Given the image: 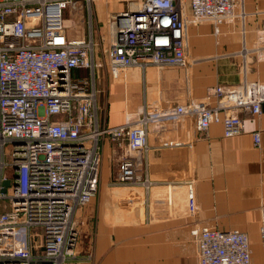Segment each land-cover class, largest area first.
<instances>
[{"label":"built area","instance_id":"2783aa9c","mask_svg":"<svg viewBox=\"0 0 264 264\" xmlns=\"http://www.w3.org/2000/svg\"><path fill=\"white\" fill-rule=\"evenodd\" d=\"M239 0H141L111 15L103 43L93 31V0H0V264H64L75 256L80 233L76 212L98 194L103 142L120 148L117 182L154 183L147 155L156 146H181L168 132L193 118L200 134L222 122L224 136L243 132L241 110L263 113L264 82L244 81L209 90L216 105L190 101L147 105L111 126L101 118L95 73L107 69L120 79L133 67H187V28L209 21L215 33L232 21ZM87 11L89 36L73 37L67 10ZM108 43L106 45L105 43ZM264 56V28L254 47L240 54ZM75 69L88 73L75 78ZM254 141L261 143L260 132ZM6 181L10 182L5 186ZM6 188V191L3 189ZM186 212L198 211L194 182L186 184ZM172 204V193L169 192ZM264 252V203L260 208ZM197 259L192 264H253L249 236L241 230L192 229Z\"/></svg>","mask_w":264,"mask_h":264},{"label":"crops","instance_id":"0c3cea01","mask_svg":"<svg viewBox=\"0 0 264 264\" xmlns=\"http://www.w3.org/2000/svg\"><path fill=\"white\" fill-rule=\"evenodd\" d=\"M140 1L93 0L94 19L111 18ZM78 5L67 12H80L84 7ZM235 12H244L245 17L238 15L224 23L219 33L209 21L188 26L191 61L187 67H133L118 80L107 69L98 68L95 79L101 118L108 125H120L146 103L166 107L195 100L216 105L217 98L209 97L213 87L264 82V56L251 52L243 58L240 54L244 46H255L258 32L264 28V0H239ZM67 20L68 26L73 23L66 16ZM73 75L88 77L80 69ZM262 108L259 115L241 110L243 132L235 137L224 136L222 122L200 134L191 117L167 134L170 140H184L181 146L158 147L150 136L147 175L154 183L148 189L117 182L120 148L107 137L98 194L76 212L79 244L75 256L64 264H192L197 259L192 229L200 226L246 232L252 263L264 264L260 235L264 103ZM255 132L261 134L259 146ZM189 181L196 188L198 211L194 215L186 212Z\"/></svg>","mask_w":264,"mask_h":264},{"label":"rangeland","instance_id":"374dc122","mask_svg":"<svg viewBox=\"0 0 264 264\" xmlns=\"http://www.w3.org/2000/svg\"><path fill=\"white\" fill-rule=\"evenodd\" d=\"M180 2L182 3L181 5L186 10L188 8V5H189V0H180ZM131 7H132V5H131ZM93 9H94V5H93ZM66 16L70 17L71 20L73 21V23L71 25H69V33L71 34V36L77 37V38L89 36L90 27H89V24L87 23V13L85 12L84 8L82 10H80V12H78V13L67 12ZM106 17L107 18H105L104 20H99V21L96 20L95 21V19H94V21H93V31H94L95 39H97V41H99V51L100 50L102 51V46H103V43L101 42L100 36H101L102 32H105L108 30V26H109L110 18H108L109 17L108 15H106ZM68 22L69 21H67V23ZM189 41H190V39L187 36V42H188V45L190 46L191 43ZM105 44L108 45L107 42ZM114 80H116V79H114ZM102 98H103V96H102ZM195 246H196V244H195Z\"/></svg>","mask_w":264,"mask_h":264},{"label":"water","instance_id":"95a60500","mask_svg":"<svg viewBox=\"0 0 264 264\" xmlns=\"http://www.w3.org/2000/svg\"><path fill=\"white\" fill-rule=\"evenodd\" d=\"M4 185H5V186H9V185H10V182H9V181H6V182L4 183ZM3 191H6V188H4Z\"/></svg>","mask_w":264,"mask_h":264},{"label":"bare ground","instance_id":"6f19581e","mask_svg":"<svg viewBox=\"0 0 264 264\" xmlns=\"http://www.w3.org/2000/svg\"><path fill=\"white\" fill-rule=\"evenodd\" d=\"M67 21H69V20H67ZM67 21H66V23H67ZM67 25H68V23H67Z\"/></svg>","mask_w":264,"mask_h":264}]
</instances>
